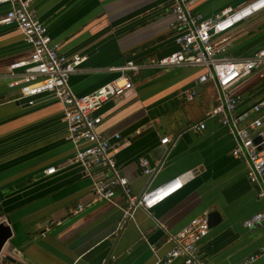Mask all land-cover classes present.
Masks as SVG:
<instances>
[{"label": "crops", "instance_id": "crops-1", "mask_svg": "<svg viewBox=\"0 0 264 264\" xmlns=\"http://www.w3.org/2000/svg\"><path fill=\"white\" fill-rule=\"evenodd\" d=\"M229 3L190 0V8L209 17ZM31 6L61 53L86 57L70 78L78 95L121 77L125 72L118 68L130 59L146 62L179 49L170 28L172 0H31ZM5 10L0 6V14ZM229 36L230 56L264 48V12ZM31 51L16 25H0V221L12 230L0 264H155L173 247L174 233L211 213L218 221L200 241L206 264H264V221L244 225L264 210L262 188L249 179L248 161L233 157L230 128L220 115L211 116L219 90L211 79L197 82L204 68L144 69L132 75L131 90L98 110V131L111 139L119 173L134 194L194 172L161 203L137 207L125 219L121 189L111 201L95 198L93 184L106 172L76 159L61 102L47 93L21 98L20 86H10L9 65ZM263 74L256 71L233 85L232 93L243 98L235 113L264 96ZM203 120L204 130L190 128ZM166 136L171 141L164 144ZM141 158L154 169L151 175ZM53 166L55 172H44ZM79 204L85 208L73 213ZM170 264H185L184 258Z\"/></svg>", "mask_w": 264, "mask_h": 264}, {"label": "built area", "instance_id": "built-area-1", "mask_svg": "<svg viewBox=\"0 0 264 264\" xmlns=\"http://www.w3.org/2000/svg\"><path fill=\"white\" fill-rule=\"evenodd\" d=\"M230 2L214 15L205 17L192 13L190 0H172L171 10L175 19L170 23V28L174 31L179 49L146 62L130 59L118 68L125 72L121 77L91 93L78 95L70 86V78L86 57L80 54L66 56L60 52L59 44L53 41L47 25L31 6V0H0V6L6 7L5 12L0 14V25H16L32 48L28 59L9 65L8 75L13 79L10 86H20L21 98H33L47 93L61 102L70 137L75 145L76 159L87 168L96 165L106 172V177L93 184L95 198L111 201L117 189H121L127 203L125 219L131 217L137 207L152 209L178 191L194 175L192 171L185 172L169 182L134 194L128 179L119 173L111 139L98 131L102 121L98 110L106 102L131 90L134 86L132 75L144 69L161 70L179 66L205 69L197 82L211 79L219 90V103L212 110L211 116L220 115V123L228 126L236 137L232 155L236 159L248 161V177L261 186V195L264 196V96L250 110L235 113L243 98L231 91L240 80L256 71H264V48L241 57L228 55L231 31L256 14L264 12V0ZM195 95L193 90L188 99L193 100ZM190 128L202 131L206 128V122L194 123ZM114 137L119 140L121 135L116 133ZM256 137L261 138L258 143L255 142ZM161 141L165 144L171 139L166 136ZM140 165L145 174L151 175L154 172L145 158L140 159ZM56 170L53 166L44 172L51 174ZM175 181L179 183L173 185ZM84 208L79 204L72 212L78 213ZM262 221L264 210L245 220L244 225L253 227ZM210 228L207 214L193 219L170 237L173 247L166 256L158 258L155 264H170L179 257L184 258L185 264H206L200 256V241L208 235Z\"/></svg>", "mask_w": 264, "mask_h": 264}, {"label": "water", "instance_id": "water-1", "mask_svg": "<svg viewBox=\"0 0 264 264\" xmlns=\"http://www.w3.org/2000/svg\"><path fill=\"white\" fill-rule=\"evenodd\" d=\"M261 140L260 137L255 138V142H259ZM217 214L211 213L209 215V221H210V227L212 225H215ZM12 236V230L11 227L9 226L8 222L6 220L0 221V255L3 249L5 248V245L7 241L11 238Z\"/></svg>", "mask_w": 264, "mask_h": 264}]
</instances>
